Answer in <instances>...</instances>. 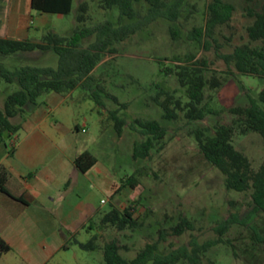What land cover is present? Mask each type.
<instances>
[{"label": "rangeland", "instance_id": "1", "mask_svg": "<svg viewBox=\"0 0 264 264\" xmlns=\"http://www.w3.org/2000/svg\"><path fill=\"white\" fill-rule=\"evenodd\" d=\"M82 1L89 2V25L104 20L116 22L119 16L117 6L105 10L97 0H74L68 14L41 15L34 9L30 10L34 36L41 39L49 31L69 35L78 24L76 16ZM211 1L186 0L177 21L159 18L117 44L116 53L104 57L95 68V74L103 80L106 89L118 97L119 103L99 91L106 105L103 108L87 95L89 92L86 89L78 87L69 92L71 95L62 94L66 97L64 107L49 111L51 121H60L71 127L76 148L88 149L110 169L116 180L112 196L103 189L92 188L98 200L104 198L107 201L102 210L109 211L113 204L121 209L131 204L135 208V216L144 223L141 227L124 230L113 226L100 228L97 223L96 229L88 226L70 239L69 249L54 262L100 264L97 260L99 250H84L74 242L75 239L86 242L94 234L99 236L100 244L117 238L123 256L132 258L146 243L159 238V229L169 230L181 216H186L192 222V229L162 240L160 249L163 252L188 245L194 239L203 243L221 237L222 241L202 255L198 264H264V243L258 240L253 228L258 227L259 233L264 236V213L255 209L249 193L225 186L223 174L204 158L195 137L197 129L208 128L209 133L217 123L232 124L235 115L229 111L231 107L247 105L250 98H259L264 77L238 72L233 65L226 63L223 55L243 44H261L251 41L248 36L247 27L253 22V17L247 14L246 6L260 9L264 0H224L235 6L232 19L217 28L216 41H212L207 48L191 40L188 33L194 26L205 24L207 5ZM147 7L146 2H134V8L141 13H145ZM1 10L4 12V9ZM171 26L180 28L178 38H173ZM21 54H0V61L9 69L23 65L56 67L58 64V55L52 50ZM190 56H193L192 62L200 61L199 65L208 77L214 75L222 81L219 87L206 88L205 103L211 112L201 120H189L182 111L176 120L164 119L155 97L158 92L168 91L184 102L188 100L174 70L178 60H188ZM167 68H171L172 73H167ZM17 89V82L0 80V108L5 97ZM43 100L42 106L48 109V97L43 96ZM122 103L126 106L123 107ZM116 108L127 120L121 136L115 133L114 127L110 129L107 126L105 129L104 125L109 120L105 121L106 114L108 116L109 110ZM100 112L103 113L102 120ZM135 119H156L167 128L164 138L155 142L146 158L133 157L134 144L146 138L137 130V123L136 127L131 126ZM13 120L19 122L20 117ZM236 128L235 146L247 154L254 167L258 168L264 160V138L254 131L242 133L238 125ZM12 139L8 140L9 145ZM132 174L138 180L136 187L126 186L118 191L121 180ZM231 214H236L239 222L228 231L219 233L218 226ZM0 264L28 262L12 251L0 258ZM178 264L193 263L181 261Z\"/></svg>", "mask_w": 264, "mask_h": 264}, {"label": "trees", "instance_id": "2", "mask_svg": "<svg viewBox=\"0 0 264 264\" xmlns=\"http://www.w3.org/2000/svg\"><path fill=\"white\" fill-rule=\"evenodd\" d=\"M102 9L109 10L114 6L119 8L116 22L104 20L89 25V2L82 1L78 6L76 16L77 25L69 35L56 32L45 33L40 40L14 39L0 37V54L14 55L30 51L52 50L58 55V64L53 66L23 65L9 69L0 61V80L7 83L19 84V89L5 97L3 107L0 108V143L9 147V154L14 153V146L8 144L14 135L21 129V123L13 119L22 116L26 105L38 101L50 92L60 94L69 93L78 87L88 91V96L101 107L105 101L99 91L119 103L118 97L112 95L103 84V80L95 74V68L109 53H116V45L144 29L159 18L177 21L183 11L186 0H97ZM148 4L145 13L134 8V2ZM74 0H31L32 9L41 13L68 14L73 8ZM235 6L224 0H212L207 5V17L203 26H194L188 33L191 40L205 45L207 48L212 41H216L217 28L228 24L234 13ZM247 14L253 17V22L247 27L251 41H259L260 45L243 44L237 46L233 52L223 55L228 65H233L236 70L244 75L264 77V4L260 9L250 5L246 6ZM173 38L180 36V28L170 27ZM92 39V40H91ZM91 40V41H88ZM85 41H88L85 44ZM193 56L188 60H178L174 70L180 86L185 88L187 101L176 97L168 91L158 92L155 101L162 109V118L176 120L180 111L189 120H201L211 112L206 106V88H216L222 84L216 76L208 77L205 69L199 65L200 61L192 62ZM167 68V73H172ZM95 86L97 88H95ZM164 95V97H162ZM123 107L125 103L121 104ZM235 115L232 124L217 123L211 132L208 128L195 131L198 147L204 158L224 176L225 186L230 190L249 193L255 209L264 213V160L255 168L251 159L234 144L236 125L242 133L254 131L264 138V87L259 92V98H250L247 105L233 106L229 110ZM109 118L114 122V130L118 136L123 134L127 124L125 117L119 114V109H111ZM146 138L134 144L133 157L146 158L150 155L155 142L164 138L167 128L156 119H135L132 127ZM139 128V129H138ZM97 161L95 155L89 151L81 153L75 158L76 167L88 171ZM10 172L4 165H0V192L10 194L7 181ZM138 183L135 174L121 180L118 191L123 187L135 188ZM11 195V194H10ZM135 208L130 204L121 209L112 205L109 211L99 213L94 220L100 228L116 227L119 230L138 228L144 223L135 216ZM238 216L231 214L217 228L219 233L228 231L232 225L238 223ZM192 222L186 216H181L177 224L169 230L161 228L156 241L146 243L132 258H127L121 253L122 246L117 238L99 243V236L94 234L88 241L76 243L84 250L95 251L101 249L103 264H178L188 261L198 264L213 245L222 241L219 237L215 240L199 243L196 239L188 245L179 246L165 253L160 249L162 240L170 235H182L192 229ZM258 240L264 243V236L259 233L258 227L253 226ZM11 246L0 237V258L9 252Z\"/></svg>", "mask_w": 264, "mask_h": 264}, {"label": "crops", "instance_id": "3", "mask_svg": "<svg viewBox=\"0 0 264 264\" xmlns=\"http://www.w3.org/2000/svg\"><path fill=\"white\" fill-rule=\"evenodd\" d=\"M30 10L31 0H0V37L40 40L34 36ZM46 97L48 109L41 98L37 104H27L19 116L21 129L10 142L14 153L10 155L8 145L0 143V165L10 172L6 186L11 194L0 192V237L11 246L1 258L14 251L28 264H60L54 260L69 249L70 239L88 226L96 229L91 218L104 212L107 201L98 200L92 188L112 196L116 184L99 159L86 172L76 167L75 158L88 149H77L71 127L48 117L49 111L64 107L66 97L56 92ZM104 125L113 128L110 118ZM97 250V260L103 264L102 250Z\"/></svg>", "mask_w": 264, "mask_h": 264}, {"label": "built area", "instance_id": "4", "mask_svg": "<svg viewBox=\"0 0 264 264\" xmlns=\"http://www.w3.org/2000/svg\"><path fill=\"white\" fill-rule=\"evenodd\" d=\"M85 131V129H83ZM103 202H105V200H103Z\"/></svg>", "mask_w": 264, "mask_h": 264}]
</instances>
